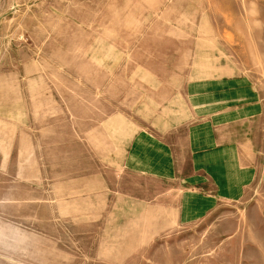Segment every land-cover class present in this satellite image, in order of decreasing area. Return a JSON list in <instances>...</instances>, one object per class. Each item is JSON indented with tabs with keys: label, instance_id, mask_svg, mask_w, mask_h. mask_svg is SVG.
I'll return each mask as SVG.
<instances>
[{
	"label": "rangeland",
	"instance_id": "1",
	"mask_svg": "<svg viewBox=\"0 0 264 264\" xmlns=\"http://www.w3.org/2000/svg\"><path fill=\"white\" fill-rule=\"evenodd\" d=\"M0 264H264V0H0Z\"/></svg>",
	"mask_w": 264,
	"mask_h": 264
}]
</instances>
